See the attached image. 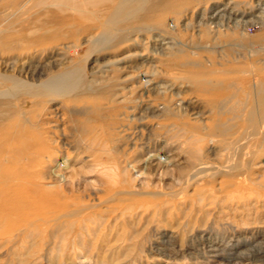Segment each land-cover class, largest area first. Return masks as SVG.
Listing matches in <instances>:
<instances>
[{
  "label": "bare ground",
  "instance_id": "obj_1",
  "mask_svg": "<svg viewBox=\"0 0 264 264\" xmlns=\"http://www.w3.org/2000/svg\"><path fill=\"white\" fill-rule=\"evenodd\" d=\"M1 4L0 53L34 46L47 54L42 62L32 56L19 67L20 54L9 55L4 70L7 60L0 61L3 255L39 239L47 242L46 258L59 250L60 264L66 254L97 259L101 253L83 250L80 239L89 235L98 210L121 209L146 214L143 226L100 235L102 242L111 235L126 246L103 258L118 257L121 264H163L162 258L264 264V212L257 215L258 208L264 211V0ZM76 31L89 32L86 55L51 72L52 61L70 51L60 39ZM128 42L147 46L133 53L129 65L126 55L99 76H87L84 63L94 50ZM127 68L130 75L116 76ZM163 69L172 71L161 77L168 85L155 84L154 95H143L141 84ZM133 77L143 82L126 88ZM57 99L59 104L47 106ZM80 115H89L92 122H86L93 124L86 127ZM163 151H176L171 157L178 159L184 154L177 185L135 187L130 164L141 153L150 159ZM73 152L81 159L93 155L88 161L108 180L84 189L70 179L66 184L53 166Z\"/></svg>",
  "mask_w": 264,
  "mask_h": 264
},
{
  "label": "rangeland",
  "instance_id": "obj_2",
  "mask_svg": "<svg viewBox=\"0 0 264 264\" xmlns=\"http://www.w3.org/2000/svg\"><path fill=\"white\" fill-rule=\"evenodd\" d=\"M0 1H1L0 2V11H1V10H3L1 7V5H2L1 3H3L4 1H6V3L9 4V3H12L14 1L16 2L19 0H4V1L0 0ZM52 9L56 10V8H54V7H52ZM30 11L31 10H29L28 12H30ZM34 13L35 12L32 11V13L29 16H32ZM20 15H21V13H18L16 17H20ZM45 16H46L45 14L41 15L39 13L38 17L44 18ZM247 30H248V32L250 31L249 33H252V34L255 33V28L253 26H248ZM90 31H93V29ZM252 31H254V32H252ZM88 33L89 32L76 31L74 36H66V37H63L62 39H60L61 42H69V44L71 45L70 51L62 54L59 57L57 56V58H59V59H56V62H55L54 57L51 59V61L54 59V61H52V62H54V64H55V65L52 64L53 66L50 69V71L52 70L51 72H56L57 69L60 70L61 68H64L65 66H68V65L76 62V60L79 59V57L86 55V52L88 49L87 47L89 45V43H87ZM73 42H75V43H73ZM53 43H55V42H53ZM148 45H150V43ZM49 46H51V45H46L45 47L49 48ZM145 46H147V45L144 43L133 44L132 42H128V43H125L119 47L94 50V52H92L90 54V56L88 57L87 61H85L83 68L87 72V76L88 77L90 76L89 78H91L93 76H97V75L99 76V73H101L100 71H102V69L104 70V69H107L108 67L111 66V65H109L110 64L109 62H113L116 59H119L123 56L129 55V57H126V59H125V60H127V61H125V62H127L125 65H129L131 63L129 61H133V59L136 58V57H132V56L135 53L141 52L144 49L143 47H145ZM22 51L23 52H21V53H20V51L19 52L13 51L11 54H10V52H8V53L1 52L0 54H1V56L3 55L2 56L3 59L0 58V61L2 62V61L7 60V61H5L6 64H2V66H1L2 70L7 69V67H4V66L5 65L7 66L8 58L11 57L13 54H14V56L20 54V56L18 55L19 61L16 63V67H19L20 65H22V63L25 64L27 62V59L31 58L32 56H38V57L40 56V60H41L40 62H42L43 59L47 56L46 51H44L45 53L42 52V56H41L40 50L39 49L35 50L34 46L30 49L25 48ZM9 55H11V56H9ZM60 57H62V58H60ZM47 60H49V59H47ZM106 62H108V64H106ZM172 66H173V64H172ZM172 66L171 67L168 66L167 68L172 69ZM53 67H56V68L53 69ZM179 69L180 70H184V69L192 70L189 67L188 68L187 67H180ZM127 70H128V68L126 69V71H122V72L119 71L118 73H115V74H116V76L130 75L131 71L128 72ZM170 71L171 70L168 71L166 69H163V70H161V73L159 75L160 77L159 76L147 77L148 80L151 79L152 81H150V83H147V84H145V83L141 84V87L139 89H142L141 92H143V95L148 94V93L150 95H154L155 94L154 89L150 90V88H152L153 85H155V84H158L159 86L168 85V83L163 81V79L161 77H166L165 73H169ZM172 71H173V69H172ZM134 76H135V74H134ZM153 78H155V79H153ZM117 82L119 83V81H117ZM142 82H143V78L141 79L140 77L139 78L133 77V78H130L129 80H127V82H126L127 86L125 84V87L130 88L132 85H134V83H135V85H139ZM186 83H188V82H186ZM115 88L117 90V87H115ZM115 88L110 93L115 91ZM162 90H163V88L160 89V91H162ZM184 90H187V88H184ZM118 92L119 91H117V93ZM127 94L129 96L130 92H128ZM112 96H113V98L118 99V97L120 95L118 93V94L112 95ZM129 98H132V96H130ZM57 104H59L58 99L55 100L53 103L52 102L50 104L48 103L47 106L50 107V105L55 106ZM42 113L44 115L43 117L47 118L46 115L44 114V111H42ZM43 117H41V119H43ZM52 118H54V117L52 116ZM79 118L82 119L83 121H85L86 127L88 125L91 126L93 124V123L88 124L92 120L89 115L88 116L87 115H80ZM86 121H88V123ZM125 149H127V147ZM76 152H73V155L71 158L67 159L64 157L61 160H59L60 162L58 161L53 166V168H54V170H56V172L58 171V173H60V174L62 172V174L65 176L64 178H65L66 184H69L71 181H73V183L78 188L84 189V188L89 187V185L91 183L94 184L95 186L98 184L97 186H99L101 184V179H102V181L108 180V179H106L107 178L106 176L104 177L103 174L100 171H98L97 168H95L93 166V163H90V161H92V159L94 157L93 155H92L93 157L92 156L87 157L89 159L86 158L87 159V161H86V159H81V157H83V156H81V157L76 156L77 155ZM131 153L132 154L128 153V156H131V159H133L134 153L133 152H131ZM174 154H176V151H171V152L163 151L160 156L157 154L154 157H151L149 159L144 154L141 153L140 157H139L140 161L132 163V165L130 164L131 169H129V171H130L129 177H130L131 183L137 188L148 189V188L152 187L156 190L161 189V188L165 190L166 187L171 183L176 186L178 183V181L176 179V173H177V170L179 168L184 166L183 165L184 163H181V162H183V155L184 154L183 155L181 154L179 159H178V156H176L175 158H172L171 156H173ZM144 157H145V159H144ZM88 160H90V161H88ZM179 162H180V164H179ZM101 175L103 176V178ZM69 179L71 181H69ZM181 209H183V208H181ZM120 210L121 209H117L111 213L105 212L103 210L102 211L98 210L97 214H95L96 216L93 215L96 223L91 222V224H89V227H90V232L88 231L89 235H87V236L84 235L85 238L82 240L80 239V241H83V244H85L83 250H85L86 248L89 251H90V249H94L93 252L99 251L98 253H101L102 257H99L97 259H91V260H87L83 257L78 258V259H73L69 256V254H66V256L63 257V259H64L63 264H121V262L119 260H117L118 257H116V258H105V257H107L110 249H112V250L114 249L113 251H115V253L117 251H119V254L125 252V251H123L126 248L125 244H122L120 240L117 241L116 238H113L111 235L106 241H103V242L100 241L98 238L102 234H106V233L108 234L109 232L114 233L113 231H115V227L118 228L119 226L125 228V230L129 231V233H132L133 231L139 232L143 226L142 225L143 220H141V218H143L146 214H144V215L142 214V216H141L140 212L137 211V213H139V214L135 213V215H134V214H131V211H129V210L128 211H122L123 213ZM261 210H262V212H264L263 208L257 209V215H259V213H261L260 212ZM262 220H264V219H262ZM139 221H141V222H139ZM173 224L174 223L172 222L170 224V227L173 226ZM113 225H114V227H113ZM119 230H120V227H119ZM98 231H99V235L97 234ZM120 233H122V232H120ZM29 241L27 243H24V245L22 244V245L16 247L15 249L11 250L8 254H5V255L2 254L5 246H3V245L0 246V264H60V262L58 261V260H60V258H58L59 250L56 247L53 249L52 255L48 256V258H49L48 259L45 257V252H46V250H48L47 242L41 241L42 242L41 243L39 239L36 241L31 240L32 242L31 241L29 242ZM37 241H39V242H37ZM104 255H106V256L103 258ZM162 263L163 264H191L192 262H188L186 260L181 261L177 258L170 259V260H168L167 258H162ZM197 264H215V263L201 261Z\"/></svg>",
  "mask_w": 264,
  "mask_h": 264
}]
</instances>
